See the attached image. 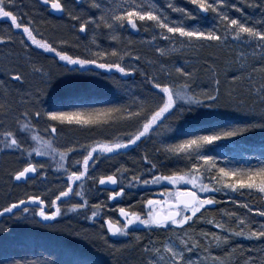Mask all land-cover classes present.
Listing matches in <instances>:
<instances>
[{"label":"rangeland","instance_id":"1","mask_svg":"<svg viewBox=\"0 0 264 264\" xmlns=\"http://www.w3.org/2000/svg\"><path fill=\"white\" fill-rule=\"evenodd\" d=\"M120 2H124V0H104L105 4ZM142 2L155 3L165 11V14L172 21L180 20L182 17L179 12L172 11L171 8L167 7L169 3L190 10L195 9L190 0H136L137 4ZM229 2L236 3L238 7H243V13L237 9H231L234 17H241L242 15L257 19L260 17V10L245 6L244 0H229ZM15 4L19 12L18 20L29 22L30 18L34 23H29V26L34 28L37 39L46 40L57 47L58 51H67L69 55L90 58L91 52L110 51L111 48L116 47L118 51L130 53L124 57L121 63L135 67L138 71L124 75L115 69L109 71L93 65L79 73L68 72L66 68H72V65H67L66 61H60L55 53L32 44L23 34V29L15 30L12 41H5L0 44V81H3L0 83V103L5 104V107L8 108L7 112L0 109V132L17 129L16 118L20 117L22 120L21 114L25 109L30 108L29 94H34L35 89L41 85L44 72L61 74L57 75L54 82V84L62 85L56 89L55 95L61 97L64 103L75 104L77 107L129 106L132 105L135 98L143 100L155 97L159 99L157 94L160 92L153 90L145 78V74L158 77V82L175 81L177 84H181L184 82V78L175 72V67H183L190 72L195 71V83L192 87L196 89L213 87V75L220 78L219 75L222 74L229 83L226 91L230 88L235 89L241 98L247 100L249 105L254 102V95L251 93L252 86L248 84L246 76L243 80L231 81L232 76L239 75L236 70L237 65L234 62L238 52H244L249 62V68L245 72L251 71V67L260 62V49H256L254 45L252 49L255 50L256 55H253V51L249 47L231 42L226 47L211 43L194 49L185 47L173 52L171 49L179 47V45H173L172 41L165 40L160 36L159 28L147 27L145 29L140 27L139 25L144 22H138L136 29L128 26L118 30L119 42L109 39L108 29L97 30L96 44H93L91 42V29H86L84 33H81L79 23L73 21L66 12L62 17H54L38 0H15ZM90 4L91 0H70L69 6L74 7L75 11L79 12L81 10L88 11ZM91 14L99 16L95 9H91ZM152 23L151 21L147 22L148 25ZM187 23L205 28L210 27L213 23L212 14L201 13L199 17L189 18ZM74 24L75 27H73ZM8 27L9 21L6 18H0V29H7ZM0 34H4V32L0 31ZM153 36H156L155 40L152 39ZM21 39L24 40V44L20 43ZM60 40H64L66 43H57ZM157 48L165 49L166 54L157 52ZM29 58L31 63L36 65L35 71L29 64ZM100 62H109V58L103 57ZM230 62L231 66H229ZM6 69L20 71L24 75V79L21 81L12 79L5 71ZM252 76L257 87L264 82L260 80L257 73H252ZM112 78L118 84L113 83ZM69 82L73 84V87L63 86ZM222 85L220 81L221 106L211 108L199 106L196 107L195 111L185 113L184 117L179 120L170 117L169 120L165 121V124H172L171 131H164V125H161L159 135L153 131L150 139L141 138L137 145L115 150L112 153H102L97 157L94 166L90 167L88 173L89 176L95 177V181L88 179L84 183L85 193L89 199V208L91 205L100 202L105 204L98 217L87 219L86 216L91 215L90 211L85 213L78 209L76 212H68L62 208V215L54 222L55 227L48 228L26 220H17L11 217V214L0 213V264H13V261L16 260L26 262V264H117V261L118 264H144L145 256L141 248L131 246L135 243L137 235L142 238L140 244L152 241L157 247H160L169 241L178 244L179 241L176 237L183 236L184 232L194 236L195 239L200 240L203 247L208 248V252L200 248L192 254V258L197 262L202 260L204 264H213V256L227 258L226 254L231 253V264H245L246 259L240 262L241 259L235 254L237 246L241 244L240 247L242 248H250V257L253 258L254 264H260L261 260L264 259V248L260 249V246L264 247V240L262 239L232 236L230 247L223 248L221 246L217 248L215 244H209L210 235L209 240H205L203 236L199 235L201 232L223 234L221 229L216 228L215 223H208V220L223 221L235 227L237 231H239L240 225H237L236 221L245 214L251 219L250 221L245 220L244 223L251 222V226L254 228L264 223V217L260 216L259 212H250L242 206L243 203H248L253 209L264 206V194H258L255 189L251 190V195L248 189L230 192L234 199H229V195L223 192H214L218 203L201 209V212L193 217V221H190L188 225L181 226L183 231H177V226L170 224L166 229L155 230V226L148 229L139 223L129 226L132 233L129 236L113 235L107 232L106 225L101 229V224L106 217L120 221L117 216L120 207L142 214H146L150 208L157 211V204L147 206L143 201L148 198L162 201L165 199V188L175 189L186 184V182H181V185H171L167 181H162L160 184H137L135 187H130L128 179L136 172L141 173L144 178H149L148 174L143 171L149 167L147 161L142 159L145 154L157 163V170H154L152 174H156L157 171L171 174L172 170H183L190 168L191 165L187 163L184 157L178 159L176 156H167L162 145L175 144L188 136L204 135L228 126L252 121L258 122L257 113L260 110L258 102H256L257 112L253 113L247 110H237L232 106H225L223 101L226 99V91L222 92ZM5 93L7 94L5 95ZM53 94V90L49 89L48 95L42 97L45 109L55 110L52 108ZM62 110H71V108ZM253 116L255 118L251 119ZM46 119L48 118L33 121L37 125L33 130L39 131L41 136L50 135V132L44 131L47 126L45 124ZM101 119L105 118L101 117ZM203 127H207L206 130L202 131ZM135 128L136 123L128 121L126 113L118 114L115 120H108V124L103 127L69 125L65 122L63 127L58 128V133L54 137V146L64 149L76 145L74 153L68 154L69 159L66 162V167H71L72 170H82L78 165L73 166L74 160H82L83 154H86L83 149L79 148V145L87 147L96 142H115L127 133L135 131ZM17 135L26 147L35 146L34 142L30 140L31 133L17 131ZM2 139L3 136L0 135V140ZM158 148H161L160 152L156 151ZM99 152L100 150L97 149L93 155L97 156ZM203 154L217 157L219 166L248 167L257 165L260 160H264V129L255 128L242 136L215 142L213 145L207 146L203 150ZM192 159L194 161L195 157L193 156ZM27 162H29V157L26 154L21 156L17 150L4 148L0 144V209L32 194L41 195L42 199L54 198L55 195H58L59 190H63V187L66 186L67 174L64 170L57 169L50 156H37L35 153H32L31 162L43 164L46 174L39 175L41 169L38 168L34 178L29 179L26 183H16L15 171L20 170ZM121 165L128 169L123 179L126 194L122 197H116L114 200H108L107 197L111 191L102 189L97 185L99 176L111 174ZM201 175L204 177L202 182L208 184L210 177L203 173ZM212 175L215 176V173ZM187 186L196 190L192 185ZM73 187L79 188V182H74ZM197 194L202 197L205 195L200 192ZM237 199L242 203L237 204L235 202ZM58 203L61 202L58 201ZM67 203H83V199L72 197ZM25 206H28L31 211L32 205L30 203ZM45 207L47 208V202ZM210 207L213 208L210 209ZM14 211L19 212L20 209ZM201 213L203 219H198ZM227 213H235L236 215L230 217ZM37 219L39 218L37 217ZM101 235L108 239L109 244L129 245V247L123 255L114 258L103 249ZM149 246L151 247V244Z\"/></svg>","mask_w":264,"mask_h":264},{"label":"snow or ice","instance_id":"2","mask_svg":"<svg viewBox=\"0 0 264 264\" xmlns=\"http://www.w3.org/2000/svg\"><path fill=\"white\" fill-rule=\"evenodd\" d=\"M43 3L50 5L53 10L66 12L73 21L79 23L81 33L90 28L92 31L91 42L93 44H96L97 30L108 29L109 39L119 42L118 30H122L128 26L136 29L138 22H144L139 26L145 29L147 27H152L153 29L159 28L160 36L165 40L172 41L173 45H179V47L171 49L173 52L185 47L194 49L211 43L226 47L230 42L232 44L247 46L250 49L254 45L256 49H260V62L252 66L251 71L248 72H245L249 68L247 57H245L244 52H238L234 62L237 65L236 70L239 75L231 77L232 82L243 80L245 76L247 77L248 84L252 86L251 93L254 95V102L249 105L247 100L241 98L239 93L232 88L226 91V99L223 101L225 106H232L237 110L251 112H256V102H258L260 109L257 113L258 122L252 121L228 126L211 131L208 134L188 136L175 144L162 145V149L167 156H176L178 159L184 157L187 163L191 165L190 168L183 170H172L171 174H164L163 171H157L156 174H152L154 170H157V163L145 154L142 159L147 161L149 167L143 171L148 174L149 178H144L141 173L136 172L128 179L130 187H135L137 184H160L162 181H167L171 185H181V182H186V184L175 189L165 188V199L162 201L152 198L143 201L147 206L157 203L167 205L170 209L169 211L161 212L150 208L146 214H142L141 212L120 207L119 214L124 217V222L121 223L120 221H114L112 217H106L101 224V229L106 225L107 232L113 235L121 234L129 236L132 234L129 225L139 223L148 229H152L155 226V230L166 229L170 224L177 226V231H183V227L181 226L188 225L190 221H193V217H196V214L200 213L201 209H204L205 206L218 203L216 196L213 194L214 192H223L229 195V199H234L230 195V192H239L242 189L250 190V195L253 189L257 190L258 194H264V160H260L257 165L248 167H225L219 166L217 157L203 154V150L215 142L242 136L255 128L264 129V82L260 83L259 87H257L252 76V73H257L260 80L264 81V0H244L245 6L260 10V17L258 19L247 15L234 17L231 9H237V11L243 13V7H238L236 3H230L229 0H190L191 5L195 6L193 10L169 3L167 5L168 8L181 14L182 18L177 21H172L165 14V11L155 3L142 2L137 4L136 0H124V2L115 4H105L104 0H91L88 11L81 10L79 12H76L74 7L69 6L70 0H66V2H62V0H43ZM91 9H95L99 13V16L91 14ZM201 13L212 14L213 23L210 27L188 25L187 21L189 18H193L194 16L199 17ZM18 16L19 12L15 0H0V18H6L9 21L7 29H0V31L4 32V34H0V44L5 41H12L14 31L23 29V34L26 35L32 44L55 53L60 61H66L67 65H72V68H66L68 72L79 73L93 65L99 69H107L109 71L115 69L124 75L138 71L135 67L126 66L121 63L124 57L130 53L118 51L116 47L111 48L110 51L91 52L90 58L69 55L67 51H58L57 47H54L46 40L37 39V36L34 34V28L29 26V23H34L30 18L29 22H23L18 20ZM149 21L153 23L148 25L147 22ZM73 27H75V24ZM152 39L155 40L156 36H153ZM20 43L24 44V40L21 39ZM57 43L63 44L66 41L60 40ZM25 47L27 46L25 45ZM156 51L166 54L165 49L162 48H157ZM252 51L253 55H256L255 50L252 49ZM103 57H108L109 62H100ZM29 64L33 71H35L36 65L31 63L30 58ZM229 66H231V62ZM174 70L184 78L183 83L177 84L175 81L158 82V77L147 76L145 74V78L149 81L153 90H160V93L157 94L159 99L155 97L143 100L135 98L132 105L129 106L113 105L103 108H84L77 107L75 104L64 103L61 97L55 95L56 89L62 85L54 84V82L57 79V75L61 74L44 72L41 85L35 89L34 94H29L30 108L23 111L21 114L22 120L20 117L16 118L17 129L0 132V135L3 136L0 144L4 148L17 150L21 156L26 154L29 157V162L24 164L20 170L15 171V179L20 180L29 173H37L38 168L41 169L38 173L39 175L43 176L46 174L43 164L31 162L32 153H35L37 156H50L55 167L64 170L67 174L66 186L63 187V190H59L58 195H55L54 198L49 199L46 197L42 199L41 195H28L25 199L9 203L6 207L0 209V213L11 214V217L17 220H26L48 228L55 227L54 222L62 215V208L68 212H76L78 209L83 210L85 213L90 211L91 215L86 216L87 219L98 217L105 204L104 202H100L91 205L89 208V199L85 193L84 181L88 179L93 180V182L95 181V177L89 176L88 173L90 167L94 166L95 160L100 154L112 153L115 150L137 145L141 141V138L150 139L153 131L159 135L161 125H164V131H171L172 124H165V121L169 120L170 117L179 120L184 117L185 113L195 111L196 107L206 106L211 108L221 106L222 94L220 80L217 76L213 75V87L196 89L192 87L195 83L194 72L186 71L183 67H175ZM5 71L14 80L21 81L24 79V75L20 71L14 69H6ZM112 79L113 83L118 84L114 78ZM0 83H3V81H0ZM63 86L70 88L73 87V84L69 82L63 84ZM49 89H52L54 93L52 96V108L55 110H48L43 107L42 97L48 95ZM64 108H71V110H62ZM0 109H3L5 112L8 111V108L3 103H0ZM122 113L127 114L128 121L136 123L135 131L127 133L115 142H96L87 147L79 145V148L83 149L86 154H83L82 160H74L73 166L78 165L82 170H72L71 167H66V162L69 159L68 154L74 153V149L77 146L72 145L64 149L56 148L54 146V137L58 133V128L63 127L65 122L69 125L103 127L108 124V120H115L117 119V115ZM45 117L48 119L45 120L47 126L44 128V131L46 133L50 132V135L41 136L39 131L33 130L37 126L33 121H39ZM101 117L105 119L102 120ZM17 131L20 133H31L30 140L34 142L35 146L29 145L26 147L25 143L18 138ZM97 149L100 152L97 153V156H94L93 153ZM156 151L160 152L161 148L156 149ZM193 156L195 157L194 161L192 159ZM127 172L128 169L121 165L115 172L99 176L100 185L111 184L118 185L119 187V191L113 190L110 192L107 197L108 200H114V198L122 197L126 194L123 179ZM118 173L120 174L119 176L117 175ZM202 173L210 177L208 184L202 182L204 178L201 175ZM212 173H215V176ZM74 182H79V188L73 187ZM187 185H192L196 190H192ZM197 192L204 193L205 195L202 197ZM72 197L82 198L83 203H67ZM62 198H64V201H62ZM58 201L61 203H58ZM46 202L47 208L45 207ZM235 202L237 204L242 203L238 199ZM28 203L32 205L31 211L28 206H25ZM242 206L250 212L257 211L260 216L264 217V210H262L264 206L255 209L250 208L248 203H243ZM18 208L20 209L19 212L14 211ZM227 215L232 217L236 214L227 213ZM198 219H203L202 213ZM250 219L246 214L237 219L236 223L240 225L239 231L223 221L215 222L214 220H208V223H215L216 228L221 229L223 234L201 232L199 235L203 236L205 240H209L210 235L211 240H209V244H215L217 248L221 246L223 248L230 247L232 236H247L249 238L264 240V223L254 228L251 226V222L244 223L245 220L250 221ZM176 238L179 241L178 244L169 241L157 247L152 241L140 244L139 242L142 238L137 235L135 243L131 246L141 248L145 256L144 264H204V261L197 262V260L192 258V254L200 248L208 252V248L203 247L200 240L195 239L194 236H190L187 232H184L183 236H177ZM100 239L103 242V249L114 258L123 255L124 251L129 247V245L117 246L116 244H109L108 239L104 235H101ZM150 244L151 247L149 246ZM209 255L212 254L209 253ZM226 256L227 258L213 256V264H231V253H227ZM13 264H26V262L16 260L13 261ZM245 264H254L253 258L248 257ZM260 264H264V259L261 260Z\"/></svg>","mask_w":264,"mask_h":264},{"label":"trees","instance_id":"3","mask_svg":"<svg viewBox=\"0 0 264 264\" xmlns=\"http://www.w3.org/2000/svg\"><path fill=\"white\" fill-rule=\"evenodd\" d=\"M212 63H213V61H212ZM214 64V63H213ZM219 68V67H218ZM193 71V70H192ZM193 72H195V71H193ZM195 75V74H194ZM220 76V81L222 82V92H225L226 91V87L229 85V83L226 81L227 79H226V77H223V75L222 74H220L219 75ZM136 78H138V75H136ZM152 87V86H151ZM153 88V87H152ZM157 91H159L160 92V90H158L157 89ZM256 112H257V110H256ZM253 113V112H252ZM255 118V116H253V117H251V119H254ZM206 128L207 127H203V129H202V131H204V130H206ZM214 195H215V193H214ZM211 208H213V207H210V209ZM239 244V243H238ZM239 246V247H238ZM237 246V250H236V252H235V254H237V257L239 258V259H241L240 260V262H243L245 259H247L248 257H250V248H248V247H246V246H244V247H246V248H242V247H240L241 246V244H239ZM264 247H261L260 246V249H263ZM264 250V249H263Z\"/></svg>","mask_w":264,"mask_h":264},{"label":"water","instance_id":"4","mask_svg":"<svg viewBox=\"0 0 264 264\" xmlns=\"http://www.w3.org/2000/svg\"><path fill=\"white\" fill-rule=\"evenodd\" d=\"M39 2L42 5H45L43 3V0H39ZM47 6L50 7V5H47ZM50 12L56 17H61L64 14V12L62 11H56V10L51 9V7H50ZM35 176H36V173H29L26 177H22L20 180L15 179V181L16 183H26L29 179L34 178ZM98 186L102 189H107L110 191L117 190L118 188V185H111V184L100 185L99 181H98ZM119 217L124 221V217L120 216V214H119Z\"/></svg>","mask_w":264,"mask_h":264},{"label":"flooded vegetation","instance_id":"5","mask_svg":"<svg viewBox=\"0 0 264 264\" xmlns=\"http://www.w3.org/2000/svg\"><path fill=\"white\" fill-rule=\"evenodd\" d=\"M62 2H66V0H62ZM43 7H45L46 9H48L49 13H50V7L47 5H42ZM51 14V13H50ZM52 15V14H51ZM169 207L167 205H163L160 203H157V211H161V212H167L169 211ZM117 216L119 217V214L117 212ZM123 223V222H122Z\"/></svg>","mask_w":264,"mask_h":264},{"label":"bare ground","instance_id":"6","mask_svg":"<svg viewBox=\"0 0 264 264\" xmlns=\"http://www.w3.org/2000/svg\"><path fill=\"white\" fill-rule=\"evenodd\" d=\"M118 214H119V210H118ZM119 219H120L121 222H124L120 217H119Z\"/></svg>","mask_w":264,"mask_h":264}]
</instances>
